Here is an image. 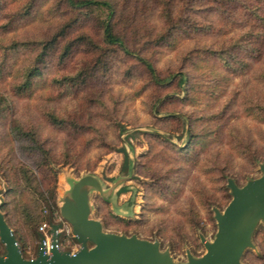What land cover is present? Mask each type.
Instances as JSON below:
<instances>
[{
	"label": "trees",
	"instance_id": "obj_1",
	"mask_svg": "<svg viewBox=\"0 0 264 264\" xmlns=\"http://www.w3.org/2000/svg\"><path fill=\"white\" fill-rule=\"evenodd\" d=\"M212 38L219 42L205 44ZM169 49L178 56L159 71L156 57ZM121 52L146 76L137 96L151 92L152 106L165 96L157 113L186 116L190 142L177 148L148 137L139 173L152 183L145 184L142 219L128 222L100 210L106 228L143 231L150 213L175 205L187 225L201 222L199 204L225 199L221 174L237 171L233 156L249 170L253 156L264 158V0H0V172L8 184L3 212L25 257L49 220L45 211L52 217L59 212L52 164L60 149L68 151L64 164L93 171L117 143L115 120H128L129 96L110 79L111 59ZM237 79L242 84L235 87ZM79 96L87 103H77ZM66 104L70 110L60 115L57 108ZM240 116L248 122H233ZM151 123L183 129L180 117H152ZM88 133L97 140L79 150V138ZM178 225L182 233L184 225ZM260 247L262 256L249 253V262L264 264Z\"/></svg>",
	"mask_w": 264,
	"mask_h": 264
},
{
	"label": "rangeland",
	"instance_id": "obj_2",
	"mask_svg": "<svg viewBox=\"0 0 264 264\" xmlns=\"http://www.w3.org/2000/svg\"><path fill=\"white\" fill-rule=\"evenodd\" d=\"M204 16V18L209 19L208 13L204 14ZM202 23L206 24L204 20H202ZM212 40L213 38L208 40L205 44H213L215 42H219L214 38V42L211 43ZM184 48L185 43H182L179 49L180 52L183 51ZM167 52L168 53L165 56L160 57L157 55L156 57L158 59L157 69L159 71H163L170 65L169 62L176 60V57L178 56V53L176 54L175 52H172L171 49H169ZM111 62L112 71L110 74V79L113 80L115 90L120 91L125 96H129V103L127 106L128 120L125 122L119 119L115 120V123L118 127L116 133L117 143H110L109 146L111 147V150L109 152H106L101 157L100 161L93 171H78L73 165L64 164L63 162L65 161L68 151L66 148L60 149V156L58 157L57 161L53 162L52 164V168L58 173V184L54 201L55 203L57 202L60 204V199L69 190V185H72L74 181L86 175L96 176L102 181L104 192L106 194L110 191L114 192L113 196L108 201L97 193L94 195L92 202L94 207L93 218L103 223L106 232L128 236L137 235L141 239L159 241L162 250L169 251L171 256L178 263L187 262L188 253H190L193 257H201L205 254L206 249L202 244L200 237L203 236L207 241L211 242L215 239L217 233V222L215 220L213 209L218 208L221 211L225 210L232 199L231 191L227 187L228 179H233L238 186L242 187L246 185L249 180L260 178L263 175L260 166L264 165V158L253 156V170H249L250 166L248 164L245 165L242 158H240L238 155L233 156L237 171L221 174L223 179L222 188L224 189L225 199L221 204L209 201L204 207L199 204L198 207L200 209V216L202 219L201 222L194 221V223L192 222L191 225H187L182 219L181 214L179 213L180 206L175 205L170 206L169 211L161 214H155L153 212L150 213L149 224L143 226L144 232L152 231L148 236L145 235L143 231H140L138 229L118 231L106 228L103 217L99 215L100 210L101 214L105 215L106 217L113 216L115 218L123 219L128 222H138L142 219V212L146 206L145 184L152 183V179L146 178L139 173L141 162L140 159L149 151L148 137H159L163 141L168 142L169 144L177 148H186L190 142V133H188L187 131L189 127V120L186 116L181 115L179 112L163 111L157 113L158 107L162 100L165 99V96L155 106H152L154 99L151 92H146L142 96H137V92L146 82V76L140 73L141 69L137 65V63L122 52L115 55L111 59ZM130 69H132L131 76L129 75ZM234 84L236 87V84H242V82L237 79L234 80ZM182 96L183 95H181V97ZM86 97L87 96L76 97L75 101L79 104H86ZM69 105L66 104L59 106L57 108L58 113H60V115L65 114L71 108V106ZM152 117H156L158 119H164L167 117H180L183 129L179 132H170L163 130L151 123ZM233 122L244 124L248 121L245 120L243 116H240L239 119H236ZM95 140H97V138L92 133H88L87 135L80 137L78 149H86L87 145ZM111 141H113V137H111ZM94 144L96 145V142H94ZM122 148L127 149L131 161L134 164L131 173L125 176L121 173V169L124 164V155L120 152ZM200 178L202 182L209 185V188H212V185L210 184L206 175H202L200 176ZM123 187H129L130 192L126 195H118V191ZM7 192L8 184L4 175L2 174V172H0V202L3 200L5 202V195L7 194ZM48 195L50 197L52 195V192H49ZM157 202L158 204H167L166 201L162 200H157ZM178 204L186 206V203L183 202H179ZM45 214L48 217L51 215L48 209L45 211ZM160 218H163L164 223L156 224ZM52 219L56 225H60V228L62 230L59 242L60 248L65 251L71 252H75L80 249V245L74 239L73 228L62 217L60 211L56 213L55 216L52 217ZM110 221L113 223V218H111ZM178 221H181V224L183 223L184 225L182 233H180L179 231ZM166 226L168 230L166 231V233L162 234ZM171 230H173V233L171 232ZM15 235L19 241L20 246L22 247L19 236L16 233ZM42 237L45 236L41 233L39 228L34 241L32 243H29L28 245V255L26 257L27 259H33L36 257ZM261 243L264 244L263 224L259 225L255 234L254 244L256 248L255 250H250L249 253L253 254L256 257H261ZM4 253L5 249L0 243V254ZM244 264L253 263L249 262L245 257Z\"/></svg>",
	"mask_w": 264,
	"mask_h": 264
},
{
	"label": "water",
	"instance_id": "obj_3",
	"mask_svg": "<svg viewBox=\"0 0 264 264\" xmlns=\"http://www.w3.org/2000/svg\"><path fill=\"white\" fill-rule=\"evenodd\" d=\"M120 152L124 155L121 173L125 176L131 173L134 164L126 148ZM260 169L263 175L249 180L242 187L233 179H228L227 187L232 199L225 210L213 209L217 233L211 242L200 237L206 249L201 257L188 253V261L178 263L169 251L162 250L159 241L106 232L103 223L93 218L92 202L97 193L108 201L114 192L106 194L98 177L86 175L69 185L60 204L55 203L62 217L73 228L74 239L80 249L71 252L60 248L62 230L50 215L48 233L42 237L36 257L27 259L3 212V200L0 202V243L5 253L0 254V264H244L249 251L256 248L254 238L257 228L260 224L264 225V165ZM129 192V187H123L117 194L126 195Z\"/></svg>",
	"mask_w": 264,
	"mask_h": 264
},
{
	"label": "built area",
	"instance_id": "obj_4",
	"mask_svg": "<svg viewBox=\"0 0 264 264\" xmlns=\"http://www.w3.org/2000/svg\"><path fill=\"white\" fill-rule=\"evenodd\" d=\"M40 231L41 233L46 236L48 233V223H44L41 227H40Z\"/></svg>",
	"mask_w": 264,
	"mask_h": 264
},
{
	"label": "bare ground",
	"instance_id": "obj_5",
	"mask_svg": "<svg viewBox=\"0 0 264 264\" xmlns=\"http://www.w3.org/2000/svg\"><path fill=\"white\" fill-rule=\"evenodd\" d=\"M63 185H64V184H63ZM63 185H62V186H63ZM62 191H63V190H62Z\"/></svg>",
	"mask_w": 264,
	"mask_h": 264
}]
</instances>
